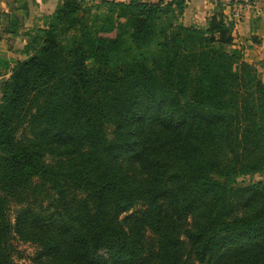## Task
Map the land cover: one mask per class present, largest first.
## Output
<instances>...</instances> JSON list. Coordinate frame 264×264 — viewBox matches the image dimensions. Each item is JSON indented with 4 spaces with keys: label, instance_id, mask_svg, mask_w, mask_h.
<instances>
[{
    "label": "trees",
    "instance_id": "16d2710c",
    "mask_svg": "<svg viewBox=\"0 0 264 264\" xmlns=\"http://www.w3.org/2000/svg\"><path fill=\"white\" fill-rule=\"evenodd\" d=\"M187 6L60 0L27 33L1 84L0 264L14 236L44 264H264V181L240 180L264 175V80L221 3L206 27Z\"/></svg>",
    "mask_w": 264,
    "mask_h": 264
},
{
    "label": "rangeland",
    "instance_id": "374dc122",
    "mask_svg": "<svg viewBox=\"0 0 264 264\" xmlns=\"http://www.w3.org/2000/svg\"><path fill=\"white\" fill-rule=\"evenodd\" d=\"M51 1H53L52 4ZM56 1L57 0H14V2H12L14 10L11 11L17 16V18H19L22 24L17 36L6 37L0 34V59L8 63V65H6L7 63L0 65V100L2 97V82L4 79L8 78L11 69L17 62L23 61L27 58L24 54L25 45L30 39L27 36V33H30L39 27L45 26L46 17L48 16L47 13L52 12L55 9ZM86 1L89 7L94 8L95 4H99L102 0ZM144 1L151 2V0ZM250 10L251 9H249V11ZM252 65L257 68L258 75L262 80H264V57L263 60L254 61ZM240 180L247 183L257 181L263 182L264 175L256 174L246 176ZM36 183L40 185L38 180ZM11 208L12 211H14L16 209V205L11 204ZM13 213L14 212L11 214L12 218L14 217ZM148 239L149 242H152V240H154L153 235L148 234ZM12 243L16 248V254L14 255V261L16 264H44L37 259L40 253L39 251H41V248L37 244L24 241L17 236H14Z\"/></svg>",
    "mask_w": 264,
    "mask_h": 264
},
{
    "label": "crops",
    "instance_id": "0c3cea01",
    "mask_svg": "<svg viewBox=\"0 0 264 264\" xmlns=\"http://www.w3.org/2000/svg\"><path fill=\"white\" fill-rule=\"evenodd\" d=\"M117 2H129L130 0H112ZM160 0H151L157 2ZM170 1V0H165ZM188 6L185 10L181 22L186 26L206 27L208 20L214 15L218 3L223 6L226 17L235 22L233 32L235 48L243 50L245 60L252 64L256 60H263L264 57V0L248 10L242 19H233V7L228 0H187ZM14 0H0V10L10 12L13 9ZM53 1H51L52 4ZM59 4L56 1L55 9ZM48 12L47 15L52 14ZM10 37L13 35L3 34Z\"/></svg>",
    "mask_w": 264,
    "mask_h": 264
},
{
    "label": "built area",
    "instance_id": "2783aa9c",
    "mask_svg": "<svg viewBox=\"0 0 264 264\" xmlns=\"http://www.w3.org/2000/svg\"><path fill=\"white\" fill-rule=\"evenodd\" d=\"M231 7H233V19H242L245 13L256 7L260 0H228Z\"/></svg>",
    "mask_w": 264,
    "mask_h": 264
}]
</instances>
